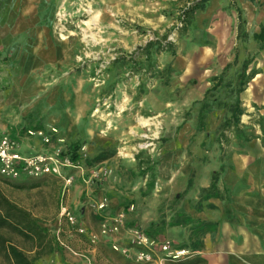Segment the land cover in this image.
I'll return each instance as SVG.
<instances>
[{
  "label": "rangeland",
  "instance_id": "1",
  "mask_svg": "<svg viewBox=\"0 0 264 264\" xmlns=\"http://www.w3.org/2000/svg\"><path fill=\"white\" fill-rule=\"evenodd\" d=\"M197 1L55 0L52 33L57 47L68 50V66L46 73L44 81L51 90L47 104L57 118L55 125L66 114L76 123L70 134L66 122L60 127L63 134L53 138L47 153L60 147L61 156L76 166L63 169L72 184L61 198L58 177L0 176L2 192L49 230L45 246L0 230L37 264H84L80 254L89 255L83 251L91 243L60 216L61 205L90 232L99 228L97 198L115 199L127 225L162 240L168 238L165 230L177 226L172 223L188 217L185 205L213 208L205 204L211 185H216L217 197L228 199L229 186H218L231 172L237 175L238 162L246 176H256L264 199V43L253 38L264 28V0H210L186 21L182 10ZM233 4L242 10L245 36H238ZM246 61L248 79L238 93ZM78 99L82 104L76 106ZM237 99L243 110L238 128L225 124ZM203 105L205 126L199 130ZM26 123L37 128L40 121L31 115ZM52 125L46 129L54 126L59 133ZM10 132L4 134L12 136ZM23 137H29L27 131L13 139L20 145ZM102 151L110 157L94 161ZM169 155L176 158L170 170L180 171V176L176 182L161 183L159 171ZM206 184L209 187L203 188ZM72 201L85 202L86 215H80ZM187 224L193 255L168 264L198 256L194 251L201 233L191 232L195 223ZM110 251L126 259L112 247ZM102 253L89 255L95 260L88 264H105L98 260L109 254ZM0 264H10L1 253Z\"/></svg>",
  "mask_w": 264,
  "mask_h": 264
},
{
  "label": "crops",
  "instance_id": "2",
  "mask_svg": "<svg viewBox=\"0 0 264 264\" xmlns=\"http://www.w3.org/2000/svg\"><path fill=\"white\" fill-rule=\"evenodd\" d=\"M54 7L55 0H0V137L10 128L12 136L8 133L7 135L19 140V133L36 129L48 130L46 128L55 125L54 122L57 121L50 109V103L47 104L51 90L47 87L44 77L54 67L58 69L68 66L65 59L68 50L57 47L59 45L54 42L51 26ZM78 101L80 99L75 100L76 106L82 104ZM48 113L51 114L47 116ZM31 115H36L40 121L37 128H33L34 125L31 123H26ZM68 115L58 118L59 122L55 125L59 130L58 136H62L61 128L65 122L68 134L76 123L74 119L70 120ZM2 120L8 121L9 124ZM34 138L35 136L21 138L18 151L25 153L29 150L28 154L20 152L22 155L49 152L39 137ZM26 139H29V144L25 145L23 141ZM175 163L176 158L170 155L164 159L159 171L161 183L176 182L179 178L180 171L170 170L171 164ZM235 168L237 175L234 176L231 172L229 180L224 178L218 186L221 188L229 186L230 195L227 200L219 197L206 199L205 204L212 205V209L184 206L183 212L193 220L191 223L204 221L212 224L213 228L204 233L200 232V246L194 251L198 256L183 264H264V199L260 197L256 176L254 177L252 173H249L252 178L246 176L240 162L235 164ZM227 172L229 173L230 169ZM207 187L209 184L203 188ZM108 200L109 204L103 213L110 215L118 211V203L115 199ZM77 202L75 204L72 201L71 205L79 208L80 215H86L85 202ZM96 218L100 221V218ZM83 226L85 227L84 224ZM189 228L180 224L165 230L164 234L171 238L172 242L181 241L183 244L185 242L186 245L178 247L190 250L187 245L190 237ZM193 231L194 229L191 230ZM172 233H180V236H172ZM115 241L123 246L128 244L125 235L111 237L108 240L100 239L95 244H89L83 253L94 256L96 253L102 255V252L109 254L107 259L98 260L99 263L103 261L105 264H136L122 257L118 259L116 257L118 255L110 251ZM89 255L80 254L87 260L84 264L90 263L91 259L95 260L93 255L91 257ZM61 264L72 263L65 260Z\"/></svg>",
  "mask_w": 264,
  "mask_h": 264
},
{
  "label": "built area",
  "instance_id": "3",
  "mask_svg": "<svg viewBox=\"0 0 264 264\" xmlns=\"http://www.w3.org/2000/svg\"><path fill=\"white\" fill-rule=\"evenodd\" d=\"M58 131L51 127L48 130H28L29 137L38 136L45 146H52V141ZM59 143L62 139H56ZM62 149L57 147L51 153L22 155L18 151V142L8 135L0 137V176L7 179L25 177H43L52 175L62 180L61 198L66 195L72 184V177L64 174V168H76L68 158L62 157ZM109 201L107 198L94 202V208L100 216L98 232H88L81 224L78 225L75 216L65 207L61 206L60 216L64 217L70 227L85 235L91 244L99 238L118 237L125 235L128 238L126 246L115 241L112 249L124 258L136 264H167L180 261L193 255L187 248L176 246L169 239L156 240L142 229L127 225L126 213L121 210L113 215L103 214Z\"/></svg>",
  "mask_w": 264,
  "mask_h": 264
},
{
  "label": "trees",
  "instance_id": "4",
  "mask_svg": "<svg viewBox=\"0 0 264 264\" xmlns=\"http://www.w3.org/2000/svg\"><path fill=\"white\" fill-rule=\"evenodd\" d=\"M210 0H198L193 6L187 7L182 10L183 16L185 20L188 21L189 17L192 13L197 9H203L205 5ZM235 7V11L237 13V31L238 36L243 35L245 36L244 31V20L242 16V10L233 4ZM253 38L261 43H264V28L258 33L253 34ZM173 45L172 43L169 44V48ZM168 47L166 49H168ZM236 61V58L234 59ZM250 61H246L243 64V72L240 76V87L238 89V93L242 92L245 89V85L247 83V75H245V70L248 66ZM225 70V68L223 69ZM206 107L203 105L198 113V129L203 130L205 126V118H206ZM243 114V110L240 107V101L237 99L234 105L231 108V114L228 120L225 122L227 125L235 126L238 128L240 123V117ZM110 155L107 151L100 152L95 158L94 161L101 162L108 159ZM153 183H150L149 187L152 186ZM205 197L208 199L210 197H217V189L216 185H211V188L205 194ZM189 217H186L182 221H175L172 225H180V224H187L191 222ZM196 222V221H195ZM212 224L204 222V221H197L196 226L194 228L195 233H204L206 230H212ZM0 230H8L11 233L17 234L22 236L23 238L34 242L37 246H45L46 240L49 237V230L42 226L39 220L34 217L28 210L20 207L16 203L12 202L0 189ZM149 235V234H148ZM150 236V235H149ZM57 244V243H56ZM199 245H197L198 247ZM50 249L53 247L49 246ZM0 253L8 260L10 264H37L34 259H31L27 256L25 251L18 248L11 242H9L5 237L0 235Z\"/></svg>",
  "mask_w": 264,
  "mask_h": 264
}]
</instances>
